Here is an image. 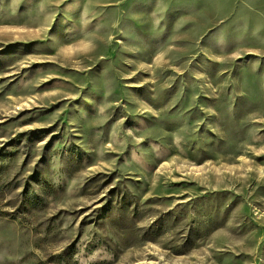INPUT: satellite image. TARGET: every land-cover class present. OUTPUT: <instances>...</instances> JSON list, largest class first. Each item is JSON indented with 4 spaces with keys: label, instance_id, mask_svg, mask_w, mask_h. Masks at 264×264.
Wrapping results in <instances>:
<instances>
[{
    "label": "rangeland",
    "instance_id": "1",
    "mask_svg": "<svg viewBox=\"0 0 264 264\" xmlns=\"http://www.w3.org/2000/svg\"><path fill=\"white\" fill-rule=\"evenodd\" d=\"M0 264H264V0H0Z\"/></svg>",
    "mask_w": 264,
    "mask_h": 264
}]
</instances>
